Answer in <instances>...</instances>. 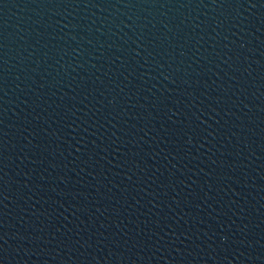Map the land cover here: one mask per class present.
<instances>
[{"label":"water","instance_id":"obj_1","mask_svg":"<svg viewBox=\"0 0 264 264\" xmlns=\"http://www.w3.org/2000/svg\"><path fill=\"white\" fill-rule=\"evenodd\" d=\"M0 264H264V0H0Z\"/></svg>","mask_w":264,"mask_h":264}]
</instances>
